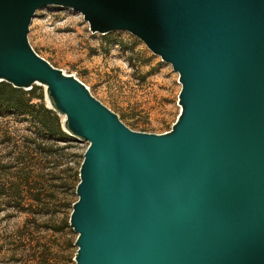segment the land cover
I'll use <instances>...</instances> for the list:
<instances>
[{"label": "water", "instance_id": "obj_1", "mask_svg": "<svg viewBox=\"0 0 264 264\" xmlns=\"http://www.w3.org/2000/svg\"><path fill=\"white\" fill-rule=\"evenodd\" d=\"M140 38L179 73L181 112L136 131L40 56L36 11ZM0 81L46 86L89 142L70 224L75 264H264V0H0Z\"/></svg>", "mask_w": 264, "mask_h": 264}, {"label": "rangeland", "instance_id": "obj_2", "mask_svg": "<svg viewBox=\"0 0 264 264\" xmlns=\"http://www.w3.org/2000/svg\"><path fill=\"white\" fill-rule=\"evenodd\" d=\"M28 39L130 128L164 133L177 121L179 73L131 32H93L80 12L52 5L36 11ZM17 89L27 107L0 113V264H75L70 216L89 142L64 127L66 116L49 107L45 85Z\"/></svg>", "mask_w": 264, "mask_h": 264}, {"label": "trees", "instance_id": "obj_3", "mask_svg": "<svg viewBox=\"0 0 264 264\" xmlns=\"http://www.w3.org/2000/svg\"><path fill=\"white\" fill-rule=\"evenodd\" d=\"M30 94L31 96L35 97L34 92H30ZM27 100H29V98H25V93L23 92V90L17 89L16 87H8L5 83H0V113H2L4 109H25L28 105ZM41 107L45 109L47 113H53V110L50 108H46L44 104H42ZM49 130V133L51 135H54L55 131L51 129ZM58 133H61L65 137L68 136L60 128L58 130Z\"/></svg>", "mask_w": 264, "mask_h": 264}]
</instances>
